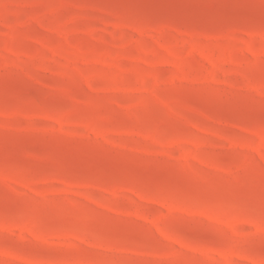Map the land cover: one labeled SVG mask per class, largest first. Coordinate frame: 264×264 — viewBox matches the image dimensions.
<instances>
[{
	"label": "rangeland",
	"instance_id": "obj_1",
	"mask_svg": "<svg viewBox=\"0 0 264 264\" xmlns=\"http://www.w3.org/2000/svg\"><path fill=\"white\" fill-rule=\"evenodd\" d=\"M0 264H264V0H0Z\"/></svg>",
	"mask_w": 264,
	"mask_h": 264
}]
</instances>
